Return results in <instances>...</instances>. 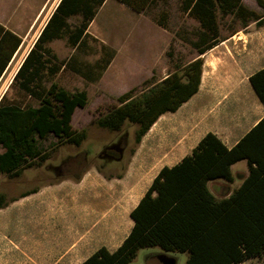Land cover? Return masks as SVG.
<instances>
[{"label":"trees","instance_id":"1","mask_svg":"<svg viewBox=\"0 0 264 264\" xmlns=\"http://www.w3.org/2000/svg\"><path fill=\"white\" fill-rule=\"evenodd\" d=\"M105 1L60 0L25 57L12 84L18 86L20 99L6 102L4 95L0 100V175L19 176L26 168L43 164L59 144H80L85 138L84 131L73 127L72 118L76 107L87 105V90L71 91L55 79L71 65L75 53L69 60L60 59L49 43L66 38L75 51H80L89 38L95 39L88 28ZM117 1L141 12L157 0ZM257 3L262 12L243 0H181V10L199 23L196 38L187 39L199 56L169 72L159 85L138 97H133L132 89L122 93L118 96L120 103L102 114L97 124L118 131L129 120L137 124L135 143L138 144L161 114L176 111L197 92L203 65L200 55L223 37L222 21L230 17L239 20L241 27L251 21L264 23V0ZM166 19L163 12L156 22L167 29ZM234 31L235 28L231 30ZM20 42V37L0 25V76ZM103 48L105 52L109 50L106 44ZM114 55L111 50L94 65H87L90 70L99 68L100 72L93 77L91 71H84L79 64L73 63L71 67L94 81ZM263 73L264 69L255 73L251 81L264 102V93L257 84V77ZM50 134L58 138V143L42 149L39 141ZM248 136L228 148L216 134L206 133L191 154L173 166H164L155 176L131 211L134 225L118 249L110 252L103 246L81 264H131L140 248L150 246L187 252L184 264H242L261 256L264 253V157L254 156L245 149ZM242 158L249 161V176L229 197L216 199L207 186L208 180H231L230 166ZM6 204V194L0 191V208Z\"/></svg>","mask_w":264,"mask_h":264},{"label":"crops","instance_id":"2","mask_svg":"<svg viewBox=\"0 0 264 264\" xmlns=\"http://www.w3.org/2000/svg\"><path fill=\"white\" fill-rule=\"evenodd\" d=\"M59 2L0 0V25L21 38L0 76V100L5 95L6 102H11V95H18L13 79ZM107 2L88 28L106 44L109 41L92 28ZM255 3L260 6L257 0ZM120 4L131 14H140ZM251 23L219 38L200 55L203 65L197 92L176 111L159 116L135 146L123 172L104 174L99 169H85L82 174L64 176L7 198V204L0 208V264H81L103 246L114 252L132 230L131 211L155 176L164 166H173L191 154L208 132L216 134L228 148L249 134L245 149L264 157V123L260 125L264 102L251 81L252 75L264 69V37L259 31L237 35ZM60 39L49 45L69 49L66 40ZM179 40L183 42V38ZM198 56L196 52L188 62ZM257 84L264 93V73L257 77ZM230 169L231 180L207 182L218 200L242 185L250 173L249 161L237 160Z\"/></svg>","mask_w":264,"mask_h":264},{"label":"rangeland","instance_id":"3","mask_svg":"<svg viewBox=\"0 0 264 264\" xmlns=\"http://www.w3.org/2000/svg\"><path fill=\"white\" fill-rule=\"evenodd\" d=\"M246 3L256 10L263 9L255 0ZM181 0H157L140 12L132 13L126 10L117 0H109L92 31L104 36L108 44L98 38H89L88 44L80 51L72 50L66 38L69 49H62L60 44L53 48L60 59L70 60L79 64L83 70L96 76L100 72L97 66L91 70L87 65H94L103 55L115 52L114 58L105 70H102L101 80L90 81L81 76L71 65L61 70L55 77L56 81L65 88L75 91L86 89L88 103L86 106L76 107L73 113L72 125L76 130L84 131L85 138L80 144L65 142L54 148L52 155L40 166L26 168L19 176L9 178L0 175V191L7 198L19 194L21 190L50 184L64 176L82 174L85 169L101 170L104 174L118 173L125 170L131 158L135 143L137 124L126 120L118 131L100 127L97 119L120 101L118 96L132 89L133 97L147 92L152 86L159 85L162 79L172 71L180 69L196 55V50L187 39L196 38L199 23L196 19L183 12L180 8ZM253 4V5H252ZM167 14V30L160 26L156 19ZM139 13V12H138ZM251 25L243 32L260 33L264 37V25L258 26L251 21ZM221 36H225L232 29L241 27L239 20L222 21ZM167 31V32H166ZM183 38V42L179 39ZM106 44L109 50H104ZM58 51V53H57ZM71 54V55H70ZM13 101H18V95H11ZM29 101L34 100L28 98ZM27 100V98H26ZM58 138L50 134L48 138L39 141L42 149H49ZM175 258L176 264H184L188 254L180 251H165L159 246L143 247L137 251L131 264H159V255ZM242 264H264V253L252 257Z\"/></svg>","mask_w":264,"mask_h":264},{"label":"water","instance_id":"4","mask_svg":"<svg viewBox=\"0 0 264 264\" xmlns=\"http://www.w3.org/2000/svg\"><path fill=\"white\" fill-rule=\"evenodd\" d=\"M158 263L159 264H176V260H175V258H173V257H170V256H168V255H164V254H162V255H159L158 256Z\"/></svg>","mask_w":264,"mask_h":264}]
</instances>
